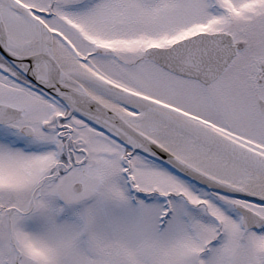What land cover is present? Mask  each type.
<instances>
[{
  "label": "snow or ice",
  "instance_id": "snow-or-ice-1",
  "mask_svg": "<svg viewBox=\"0 0 264 264\" xmlns=\"http://www.w3.org/2000/svg\"><path fill=\"white\" fill-rule=\"evenodd\" d=\"M0 264H264V0H0Z\"/></svg>",
  "mask_w": 264,
  "mask_h": 264
}]
</instances>
